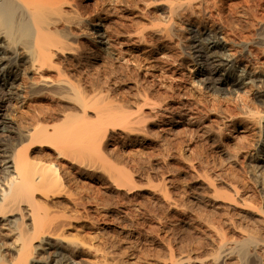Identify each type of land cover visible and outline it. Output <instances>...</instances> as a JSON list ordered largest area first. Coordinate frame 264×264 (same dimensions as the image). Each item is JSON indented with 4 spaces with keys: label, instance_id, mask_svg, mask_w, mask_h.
<instances>
[{
    "label": "rangeland",
    "instance_id": "1",
    "mask_svg": "<svg viewBox=\"0 0 264 264\" xmlns=\"http://www.w3.org/2000/svg\"><path fill=\"white\" fill-rule=\"evenodd\" d=\"M70 1L63 7L70 27H60L73 33L75 55L60 56L45 76L67 80L76 92L51 87L32 98L35 76L21 68L0 112L15 132L39 123L55 134L29 156L58 175L42 190L55 192L54 202L41 192L34 198L59 236L45 241L50 249L33 241L26 264H184L215 255L216 264H264V59L261 49L243 45L264 22V0H191L193 14L183 5L190 0ZM175 4L182 7L173 17ZM194 24L224 43V58L244 51L236 73L258 79L208 89L191 61ZM179 114L181 124L169 130ZM2 135L8 150L21 146ZM245 204L261 220L235 208ZM30 210L22 204L17 211L29 232ZM12 226L0 218V264L20 263ZM239 231L256 237L245 258L237 251Z\"/></svg>",
    "mask_w": 264,
    "mask_h": 264
},
{
    "label": "bare ground",
    "instance_id": "2",
    "mask_svg": "<svg viewBox=\"0 0 264 264\" xmlns=\"http://www.w3.org/2000/svg\"><path fill=\"white\" fill-rule=\"evenodd\" d=\"M185 3L183 5L186 6V10H189L191 14H193L195 9L193 8L191 0ZM70 4V0H0V112L6 109L12 95L15 94L12 91V87L16 74L21 68L25 69L24 72L27 71L33 74L32 76H35V81L31 84L29 89V96L31 97L32 95V98L39 96L44 89H52L51 87H54L53 90L59 87L61 89H67L68 91L73 88L72 86L74 85L68 87L70 83L65 79H58L57 77L53 79L52 77L45 76V72L52 71L56 68L55 64L57 63H55V61H57L60 56L68 58L75 55L73 48L69 45L70 40H72L70 38V33L72 32L67 31L65 29L66 27H60L61 23L64 25L67 23L69 26L71 22L70 16H68L69 13L63 10L64 6ZM176 5L177 4L170 7L171 14L175 12L176 15V11L182 7V4ZM183 9L185 10V7ZM191 14L189 13V15ZM206 31L200 29L199 26L196 27L195 24L194 26L191 25L188 29V35L190 36V56L193 64L198 66V80L205 84L208 89L216 92L222 90L220 86L223 84L238 89V87L240 88V86L246 85L247 81L249 84L254 83L258 78H253L247 70L243 69L240 75L236 73V65L240 62V59H243L242 57H244V54L242 53L244 51L242 52L240 49V51H236V48H232L235 51L233 52L231 50L232 53L230 51L228 57L224 58L222 55V53H224L222 52L225 47L223 45L224 43L222 44L218 39L216 40V37L209 36L210 38H207L208 35ZM256 32L257 33L254 34L252 38H249L250 40L246 38L247 41L244 40L243 45L246 44L247 47L250 46L252 49H261L259 55L261 59H264V22L259 23V28ZM232 42L234 43V41ZM236 43H234V45L238 46L239 44ZM254 50L255 49H253V51ZM73 91L75 93L76 89H72L70 92ZM259 92V94H261L260 96L263 98L264 82ZM42 95H40V97ZM74 95H76L75 99L78 103L84 104V100L81 99L80 95L77 96L78 93ZM81 104L79 105L80 107ZM86 107H84V109H86ZM190 114L191 110H186V115L189 116ZM184 115L185 113H183V116ZM63 118L64 122L68 124L71 122L72 117L70 115H63ZM263 118L264 114L259 116V121ZM169 123L167 124L169 130L173 126L181 124V114H179L177 118H170ZM0 127H2L0 129L1 136H3L2 134L4 133L7 137H13L21 144L19 148L11 151L5 148L6 146L3 144L0 145V218H4L9 224H13L12 227L15 228L18 241L16 248L13 249V254H15V259L20 262L19 264H26L30 256L33 241L40 239L41 242L45 243L47 239L55 240L59 236L51 228L50 216L48 217L47 212L41 209L34 198L35 194L41 192L40 194L46 202H54L56 193L54 192L53 194L52 191L50 194L48 192L42 193V190L45 189L43 188L44 186L57 182L58 175L56 170L51 168V165L44 164L41 161H33L29 156V154L31 155L39 152L41 147H48V145H50L49 143H51V137L55 134H49L47 128L39 123L21 128L16 131L18 132L16 134L12 129L11 121H7L3 113H0ZM53 152L57 157H61V154H63L60 148L56 146H54ZM220 154L226 161L231 160V158H228L230 157L228 153L226 154L221 151ZM81 167L87 170V167L83 165ZM113 181L114 188L119 189L120 185L117 183V180ZM191 181L193 185L195 184L196 186L200 185L202 180L200 181V176H197L193 177ZM22 204H29L31 207L30 218L32 231L30 232L26 230L21 223L22 217L17 216V211ZM235 208L238 209V211L249 213L258 220H261V216L258 212L248 209L250 208L248 204H245L244 207L235 206ZM69 227L70 223L68 224V228ZM237 235V251L242 257L243 255L249 254L248 252H251L250 249L252 244L255 243L256 237L244 231L237 232ZM45 244L48 245L46 249H50L51 244ZM243 257L245 258L246 256ZM217 260L218 257L215 255L212 260H208L209 262L198 260L194 262H184V264H216ZM34 264L36 263L34 262ZM169 264L179 263L172 262Z\"/></svg>",
    "mask_w": 264,
    "mask_h": 264
}]
</instances>
